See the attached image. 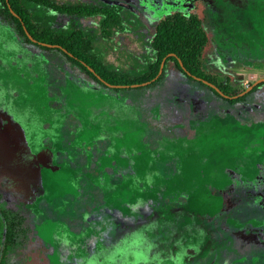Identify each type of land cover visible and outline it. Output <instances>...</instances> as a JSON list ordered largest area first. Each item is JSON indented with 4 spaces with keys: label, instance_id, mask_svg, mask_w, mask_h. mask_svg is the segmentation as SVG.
<instances>
[{
    "label": "rangeland",
    "instance_id": "rangeland-1",
    "mask_svg": "<svg viewBox=\"0 0 264 264\" xmlns=\"http://www.w3.org/2000/svg\"><path fill=\"white\" fill-rule=\"evenodd\" d=\"M51 1L119 6L122 29L110 28L108 38L100 17L59 15L54 27L80 29L108 68L129 74L151 60L161 19L201 6L208 74L231 73L243 89L264 78V0ZM9 29L0 23V125H11L0 126V193L31 235L8 264H191L189 255L215 262L202 249L222 237L217 192L233 183L231 198L241 201L229 225L264 227V108L209 102L199 84L191 83L195 96L173 78L150 100L149 91L106 88L60 52L19 46ZM141 208L147 217L133 225ZM246 263L264 264V251L239 258Z\"/></svg>",
    "mask_w": 264,
    "mask_h": 264
},
{
    "label": "trees",
    "instance_id": "trees-1",
    "mask_svg": "<svg viewBox=\"0 0 264 264\" xmlns=\"http://www.w3.org/2000/svg\"><path fill=\"white\" fill-rule=\"evenodd\" d=\"M174 2L176 0H169L168 4L171 6ZM34 8L48 9L56 15L53 16V21L48 20L45 13L34 16ZM10 9L20 16L21 21L12 15ZM119 9L120 7L116 4L70 5L64 2H52L51 0H0V23L4 22V24L9 25L16 38L27 46L36 47L44 52H60L68 62L74 65L80 74L89 78L94 84L106 88L110 87L99 81L84 64L90 66L103 80L110 84L132 85L154 79L159 72L162 60L166 57L161 74L148 85L110 89L149 91L146 100H150L153 95L160 93L159 89L165 86L168 79L173 78L182 84L188 93L195 96L199 95L197 90H200V88L191 83L199 84L203 88L200 90L201 94L205 95L206 92L209 94V102H215L212 99H217L231 107L246 103L245 105L252 106V111L259 110L257 109L258 105L264 108L262 106L264 105V82L259 83L243 96L227 99L210 86L193 78V76H196L214 84L228 96L237 95L244 90L231 73H228L225 77H215L208 74L206 53L210 47V39L205 28V15L201 6L196 5V12L188 15L178 11L168 14L155 25L154 33L149 41L153 56L147 62L144 70L137 74H129L121 70L108 68L92 51V37L80 29L75 28L66 31L54 27L55 17L59 15L100 17L101 34L104 38H108L110 28L114 27L116 31L122 29V17ZM22 24L36 41L56 44L60 48H49L32 42L25 34ZM17 46L14 45L15 48ZM170 53H173L174 56H168ZM254 61L257 62V60ZM217 64L220 65V63ZM234 188L235 184L233 183L227 190L217 192L223 200V209L219 212L220 216L230 213V208L234 204L230 200ZM139 212L136 218L130 217L134 224L143 223V220L147 217L142 208L139 209ZM102 214L105 213L99 214L101 221ZM115 215L118 216L119 214L115 213ZM109 224L113 226L114 223L109 222ZM107 226L109 227V225ZM107 226L106 230L109 229ZM30 235L31 227L25 216L11 209L0 193V264H8L10 256L17 249L26 246ZM156 238L158 239V237H155V241Z\"/></svg>",
    "mask_w": 264,
    "mask_h": 264
},
{
    "label": "flooded vegetation",
    "instance_id": "flooded-vegetation-1",
    "mask_svg": "<svg viewBox=\"0 0 264 264\" xmlns=\"http://www.w3.org/2000/svg\"><path fill=\"white\" fill-rule=\"evenodd\" d=\"M14 17H16L19 20L21 19L19 15H18V17L17 16H14ZM5 26H6V29L8 31H11L9 29V28H11L9 25L5 24ZM22 27H23V24H22ZM23 29H24V27H23ZM27 37H28V35H27ZM17 41L19 43L18 44L19 46L27 47V45L22 43L19 39H15L14 42H17ZM27 52H28L29 56L32 55L31 50H27ZM246 106L247 105H243L242 107L246 108ZM8 121H9V119H7L5 121V123L3 121H1L0 126H3L5 124L6 128H10L11 125H8L6 123ZM18 138L19 137H17V140H13L11 143H13V145H14L18 141ZM4 154H5V152H3V155ZM41 164L44 166H47V164L43 163L41 160H38L36 162L37 167ZM256 185H255V188H252L251 185H247L246 190L251 191L249 189H252V193H250V194L255 196V194L260 192V191H258V188L256 189ZM260 185H261V183H260V179H259L258 180V187ZM250 194H248V196ZM230 200L233 201V203H236L237 201H241L240 199L231 198V197H230ZM257 201L259 202V204L261 201V205H262L261 208H262L263 214H264V193L261 195V197ZM222 217H224V218H222ZM119 219L123 220V217L119 218ZM129 219L132 220L130 217H129ZM232 221H233V217L230 216V214L221 216V218H220L221 229H223L222 237L220 238V240L216 239L215 242L213 241V238L211 236H210L209 240L207 238L208 241L205 243L202 250H206L207 254L210 253L211 254L210 256H212V257L215 256V258H216L214 260L215 262L210 260V261H208L207 264H238V260L240 257H242L244 255L251 256V255H254L258 252L264 251V227L258 228V227L246 224V226H244L242 228H233L232 226L229 225V224H232ZM133 225H134V223H133ZM206 236H207V232H206ZM236 256H237V263H234L233 259H235ZM188 258L191 260V264H203V263H201V258H199L197 260L198 262L197 261L195 262L196 259H194L192 255H189ZM248 258H250V257H248ZM246 264H248V263H246Z\"/></svg>",
    "mask_w": 264,
    "mask_h": 264
},
{
    "label": "water",
    "instance_id": "water-1",
    "mask_svg": "<svg viewBox=\"0 0 264 264\" xmlns=\"http://www.w3.org/2000/svg\"><path fill=\"white\" fill-rule=\"evenodd\" d=\"M10 12L14 15V16H17L18 15L12 10L10 9ZM24 27V25H23ZM24 30H25V33L28 35L29 39L34 42V43H38L39 45L41 46H45V47H49V48H60L59 45H56V44H48V43H44V42H38L36 41L29 33L28 31L26 30V28L24 27ZM168 56H174L173 53H170L168 54ZM166 59V57L162 60L161 64H160V68H159V72L157 74V76L152 79L151 81H148V82H144V83H141V84H132V85H115V84H110L108 82H106L105 80H103L90 66L84 64L86 66V68L95 75V77L101 81L104 85L110 87V88H126V87H139V86H145V85H148L149 83L153 82L162 72V68H163V65H164V60ZM180 65L182 66L181 62H180ZM190 75V74H189ZM194 79L198 80V81H201L203 82L204 84L210 86L211 88H213L218 94H220L222 97H225L227 99H235V98H238L240 96H243L245 95L246 93H248L250 90H252L256 85H258L259 83L261 82H264V78H261V79H258L257 81L253 82L251 85H249L248 87H246L242 92H240L239 94L237 95H234V96H228V95H225L223 92L220 91V89L215 86L214 84L206 81V80H203L201 78H198L196 76H193Z\"/></svg>",
    "mask_w": 264,
    "mask_h": 264
}]
</instances>
